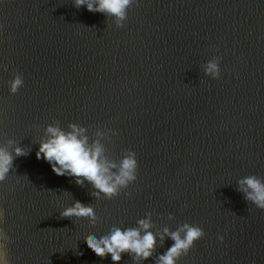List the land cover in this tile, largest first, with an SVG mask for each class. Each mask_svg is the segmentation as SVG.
Here are the masks:
<instances>
[{
  "label": "water",
  "instance_id": "1",
  "mask_svg": "<svg viewBox=\"0 0 264 264\" xmlns=\"http://www.w3.org/2000/svg\"><path fill=\"white\" fill-rule=\"evenodd\" d=\"M216 56L219 79L203 69ZM0 65V145L31 150L0 182V264L4 252L7 264H114L84 238L136 227L149 212L153 232L204 230L177 264H264V210L237 190L264 179V0H136L122 28L73 0H0ZM17 73L24 84L12 94ZM57 121L90 137L118 133L109 155L134 151L138 179L97 200L87 181L56 175L36 154ZM77 200L97 224L60 217ZM120 264L135 262L124 253Z\"/></svg>",
  "mask_w": 264,
  "mask_h": 264
},
{
  "label": "clouds",
  "instance_id": "2",
  "mask_svg": "<svg viewBox=\"0 0 264 264\" xmlns=\"http://www.w3.org/2000/svg\"><path fill=\"white\" fill-rule=\"evenodd\" d=\"M136 0H73L74 6L79 9L86 6L89 12H99L108 18H114L118 28L124 27L128 17V9ZM221 58L216 56L204 66L206 75L219 79L221 76ZM7 71L6 65H0ZM24 79L17 73L10 81V92L16 94L23 86ZM88 129L77 123H70L67 130L60 126L59 121L49 124L45 128V135L38 143L37 158L46 160L58 176H68L80 186H85V181L91 184V195L97 200L105 198L111 200L121 194L138 179L139 163L137 154L126 150L122 158L113 159L108 152L106 142L114 143L113 136L119 135L111 129L104 131L97 129L94 137H90ZM15 145V147H13ZM11 149V150H10ZM30 149L21 147L15 140H8L6 145H0V182H3L13 169L14 160L20 156L30 154ZM238 191L244 193L246 201L264 210V179L251 175L238 181ZM131 196V193H127ZM61 218H87L93 225L97 224L100 217L91 204L85 205L74 201L72 206L60 212ZM153 213L146 214V218L139 219L136 227L121 228L113 226L111 231L103 236L90 234L85 242L88 247L101 258L111 255L114 264H120L122 254H131L135 264H141L156 253L157 246H163L166 239L170 238L174 244L163 254L156 256L155 264H177L178 260L189 253L198 240L205 236L204 230L189 223L181 224L175 231L169 227L153 232L156 227L153 222ZM169 220H174V215H169ZM3 239L8 237L4 234ZM223 242L224 237H219ZM4 245L0 244V248ZM82 254V253H81ZM3 259L7 264V253Z\"/></svg>",
  "mask_w": 264,
  "mask_h": 264
}]
</instances>
